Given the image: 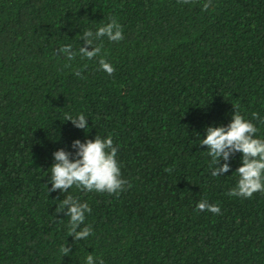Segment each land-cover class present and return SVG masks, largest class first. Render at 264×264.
I'll return each mask as SVG.
<instances>
[{
	"label": "trees",
	"instance_id": "1",
	"mask_svg": "<svg viewBox=\"0 0 264 264\" xmlns=\"http://www.w3.org/2000/svg\"><path fill=\"white\" fill-rule=\"evenodd\" d=\"M110 17L124 39L82 58ZM235 110L264 138V0H0V264H264V192L229 196L240 154L213 177L199 144ZM95 135L119 146L123 189L47 192L53 152ZM68 195L91 209L87 240L58 212Z\"/></svg>",
	"mask_w": 264,
	"mask_h": 264
},
{
	"label": "clouds",
	"instance_id": "2",
	"mask_svg": "<svg viewBox=\"0 0 264 264\" xmlns=\"http://www.w3.org/2000/svg\"><path fill=\"white\" fill-rule=\"evenodd\" d=\"M104 37L114 42L124 39L121 25L111 17L109 22L94 31L90 28L83 31L80 39L84 46L79 47V55L88 60L93 59L100 52L96 42ZM59 51L69 61L77 54L71 45H64ZM99 63L102 70L112 73L113 68L108 62L101 59ZM75 74L80 75L79 71ZM64 121H70L75 128L85 132L89 129L88 117L83 113L68 114ZM257 132L256 125L244 119L236 110L228 124L209 125L204 129L199 144L206 146L207 155L211 158L209 168L213 177L229 172V161L236 153L240 154V165L235 170L236 184L228 190L229 196L250 198L256 192H264V138L257 136ZM118 147L113 144L111 136L101 138L95 135L94 138L86 137L83 141L74 139L71 143L72 151L57 149L52 154L53 163L50 166L48 183L51 187L48 188L45 184L47 192L59 190L64 194L75 186L89 192L118 194L126 184L117 160ZM58 207V212L64 211L69 218V236L73 243L87 240L92 234L91 226L84 225L85 214L91 212L89 205L68 195ZM196 209L200 212L207 210L213 214L220 213L218 204L208 203L206 200L199 201ZM82 225L84 226L81 227ZM70 247L67 243L63 245L61 250L64 255L70 254ZM84 264H102V261L89 253L84 258Z\"/></svg>",
	"mask_w": 264,
	"mask_h": 264
}]
</instances>
